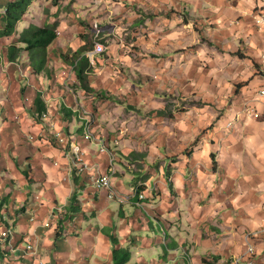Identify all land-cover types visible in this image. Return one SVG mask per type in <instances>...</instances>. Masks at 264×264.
<instances>
[{
  "label": "crops",
  "instance_id": "0c3cea01",
  "mask_svg": "<svg viewBox=\"0 0 264 264\" xmlns=\"http://www.w3.org/2000/svg\"><path fill=\"white\" fill-rule=\"evenodd\" d=\"M177 5L220 8L214 12L217 23L239 19L242 31L238 36L242 34L250 53L261 59L264 68V31L243 14L247 6H242L241 0H171L163 6ZM84 13L86 18L93 14L88 11V0H35L15 34L0 37V231L10 232L7 239L0 236L1 261L113 264L112 251L119 245L131 250L126 264H264V159L247 142L257 133L264 138V118L252 117L250 123L240 110L242 100L243 106L257 101L264 76L257 77L232 108L219 114L207 135H180L178 149L169 143L171 152L180 153L165 156L159 168L148 164L150 169L142 174L132 170L128 161L120 163L118 158L120 162H112L120 174L112 179L118 196L111 198L107 189L98 190L89 178L97 169L110 168L109 150L100 153L97 142L81 139L86 159L95 169L80 173L69 149L60 145L47 127L48 122L55 123L56 129L81 138L78 106L86 114L88 102H79L76 96L72 101L65 91L67 86L57 79L60 72L45 91L47 86L32 69L26 52L15 60L9 58L11 46L21 47L19 39L25 29L53 20L59 34L51 52H82V44H71L72 36H62L60 29L62 22L80 23ZM64 68L65 64L59 71ZM92 93L97 94L95 90ZM38 97L46 104V118L38 116ZM259 107L264 112V106ZM73 124L79 127L73 128ZM197 135L200 139L186 153L185 146ZM205 147L211 149L207 159L203 156ZM136 155L132 153L135 159ZM129 174L133 177L130 183L125 180ZM141 186H145L142 194L148 192L144 198L133 190ZM47 221L50 226L45 225ZM157 228L165 232L164 237L156 235ZM113 235L118 244L112 242ZM28 244L34 246V252H24Z\"/></svg>",
  "mask_w": 264,
  "mask_h": 264
},
{
  "label": "rangeland",
  "instance_id": "374dc122",
  "mask_svg": "<svg viewBox=\"0 0 264 264\" xmlns=\"http://www.w3.org/2000/svg\"><path fill=\"white\" fill-rule=\"evenodd\" d=\"M167 4L165 0H132L130 4L125 0L123 8L110 11L108 7H100L97 14L87 18L83 15L80 23L69 21L64 30L60 29L62 36H72L71 44L83 41L81 47L87 55L97 43L104 46L103 53L90 58L93 71L87 74L90 88L101 96L80 87L72 65L61 58L62 55L72 57L73 50L60 55L56 50L54 55L51 51L55 49V42L49 49L50 71L47 75L40 73V77L51 81L60 72L57 79L63 78L68 89L65 91L71 94L72 101L76 96L79 102H88L86 114L77 105L81 112L78 120L83 127L87 120L97 127L93 129L94 138L105 143L114 164L119 160L120 163L128 161L132 170L142 174L150 169L148 164L159 168L168 154L178 156L180 152H171L168 145L178 149L180 135L183 138L189 134L207 135L219 114L232 108L252 82L264 76L261 59L250 53L251 47L242 34L238 36L242 31L239 19L229 24L217 23L210 7L163 6ZM113 5H119V0H113ZM66 12L69 17L70 12ZM177 20L180 23L172 27ZM96 21L99 23L93 27ZM190 22L193 30L188 32L186 26ZM116 27L124 28L120 36L115 34ZM200 52L204 53L203 57ZM125 55L129 58L127 62ZM63 64L66 68L59 71ZM27 71L31 73L30 66ZM46 86L48 91L49 84ZM160 96L167 104L163 109H156L153 104ZM105 97L113 98L105 100ZM205 108L211 110L204 111ZM162 110L167 114L158 116L157 112ZM182 122L187 123V130L181 127ZM52 125L47 123V127ZM165 129L175 135L169 136ZM198 135L187 143L186 153L200 139ZM152 144L157 147L156 153L151 151ZM133 152L137 153L136 159ZM134 160L137 162L133 163ZM118 173L116 170L112 177ZM144 190L145 186L141 191ZM136 192L140 194L138 189ZM156 235L164 237L165 232L157 228Z\"/></svg>",
  "mask_w": 264,
  "mask_h": 264
},
{
  "label": "trees",
  "instance_id": "16d2710c",
  "mask_svg": "<svg viewBox=\"0 0 264 264\" xmlns=\"http://www.w3.org/2000/svg\"><path fill=\"white\" fill-rule=\"evenodd\" d=\"M35 0H0V22L2 24L0 29V37H9L15 34L18 23L25 17L28 10ZM58 38L57 24L45 23L43 26L31 24L25 29L19 39V43L26 44L27 47H18L13 45L10 47L11 60L17 59L23 52L29 56L30 65L35 73L48 74L50 71V57L49 49ZM62 60L69 62L75 68L76 80L80 87L90 92L87 79L88 72L91 68V61L85 51L76 52L72 57L62 55ZM105 99H112L105 97ZM38 116L43 118L47 112L46 104L42 99L37 100ZM71 112V111H70ZM166 111L157 112L158 116H163ZM143 187H139L141 191ZM1 212V207H0ZM112 242L118 244L117 238L111 236ZM113 264H126L131 257V250L129 247L115 246L112 251Z\"/></svg>",
  "mask_w": 264,
  "mask_h": 264
},
{
  "label": "built area",
  "instance_id": "2783aa9c",
  "mask_svg": "<svg viewBox=\"0 0 264 264\" xmlns=\"http://www.w3.org/2000/svg\"><path fill=\"white\" fill-rule=\"evenodd\" d=\"M97 44H100V43H97ZM94 49L93 51L91 50L92 52L90 53V55H88L89 58L97 54L95 53ZM104 51L100 52L99 54L103 53ZM72 69L76 76L74 66H72ZM260 105L264 106V87L258 90L256 102L248 101L244 104L243 113L246 114L248 117L249 116L255 117V116L260 115L264 118V112H260V107H259ZM44 117H46V114H44ZM82 119L87 120L86 118H82ZM52 124L53 125L50 126L49 128L52 131L53 137L59 142L60 145H63L65 148L69 149L72 156L74 157L75 167L78 169V171L80 173H86V174H88L90 171H94L95 167L86 159V152L80 140L82 139L85 142H97V144L100 146V151H99L100 153H105L107 151V147L103 141L96 140L94 138V135H93L94 130H93L92 122L87 120L84 123L83 133L81 135V138H78L77 135L73 133H67L65 132V130H58L56 129L55 124L54 123ZM111 160H112L111 166L109 169H107L106 171L97 169L89 176V178L98 190L107 189L109 192L108 193L109 197L114 198L118 196V193L116 192V190L114 189L112 185V178H113L112 174L115 172V169L112 166V162H114V158H111ZM105 177H107L109 181L107 185L103 183ZM136 189L137 188H133L135 192H136ZM139 196L141 198H144L145 194L141 193ZM45 225L50 226L51 225L50 221H47ZM263 231H264V228H263ZM3 233L4 235L1 236V238L3 239L9 238L10 236L9 231H4ZM34 251H35L34 246L32 244H28L24 252L32 253ZM0 264H5V263H3L0 259Z\"/></svg>",
  "mask_w": 264,
  "mask_h": 264
},
{
  "label": "clouds",
  "instance_id": "9594fccd",
  "mask_svg": "<svg viewBox=\"0 0 264 264\" xmlns=\"http://www.w3.org/2000/svg\"><path fill=\"white\" fill-rule=\"evenodd\" d=\"M132 2V0H128V3L130 4ZM165 2L167 3H171V0H165ZM124 3L125 0H119V5H113V0H88V11H90L91 13H93L94 15L97 14V9L100 8L101 5H104L106 7H109V10L111 11L112 9L116 8V7H120L123 8L124 7ZM241 5H246V9L244 10V15L246 17H251V19L260 26L261 31H264V0H241ZM208 7H210L212 9L213 12H219L220 8L217 7H212L211 5H207ZM255 8H259L262 11L258 12V13H253V9ZM53 12L56 11L55 8L52 9ZM84 15H87V13H84ZM130 15H135V13H130ZM99 21L94 22L93 27H96V24H98ZM176 23H180L179 20H177L176 22H174L172 24V27H175ZM67 27V24L62 22L61 23V30H64ZM193 30V24L190 22L187 26H186V31L191 32ZM124 31V28L122 27H116L115 28V34L117 36H120ZM173 35H176V33H173ZM84 42L81 41V44H83ZM21 47H27L26 44H21ZM95 53L99 54L100 52L104 51V48L102 45L100 44H96L95 45V49H94ZM87 55V53H85ZM204 53L200 52V56L203 57ZM128 56L125 55L124 60L125 62L128 61ZM41 83L42 84H50L51 81L47 80L46 78H44L43 76H41ZM60 83H64L63 79L60 80ZM157 99V102L153 104V107L156 109H163L166 107L167 101L163 98V96H160ZM0 103H2V101H0ZM211 109L205 108L204 111H210ZM90 118V117H88ZM249 122H252V117L249 116L248 117ZM181 127H183L185 130H187V123L186 122H182ZM165 131L168 132L169 136H174L175 133L165 129ZM226 131V130H225ZM248 144L249 145H254L252 151H259L260 154V158L264 159V138H262L258 133L256 135L250 136L248 138ZM125 144L128 143V141H124ZM96 147H99L98 145ZM151 147V151L153 153L157 152V147L155 144L150 145ZM211 151V149L209 147H205L204 148V152H203V156L207 159L208 158V154ZM251 154V153H249ZM125 163H127L125 161ZM133 179V177L129 174L127 176H125V180L128 181L129 183L131 182V180ZM213 179H215V177H213ZM249 179H251V177H249ZM103 183L105 185H107L109 183L108 178L105 177ZM177 185H179V181H177ZM209 187H212V185H209ZM129 191H132L131 189ZM238 199V198H237ZM61 203L63 204L64 201L62 200ZM113 209H115L117 207L116 204L112 205ZM218 207H220V205H218ZM129 211H132L133 209L131 208V206H128ZM4 233L2 231H0V236H3ZM236 251L239 253L240 248L237 247ZM253 251V248L251 246L248 247V252L251 253ZM179 254V253H177ZM45 264H47V262H45Z\"/></svg>",
  "mask_w": 264,
  "mask_h": 264
}]
</instances>
